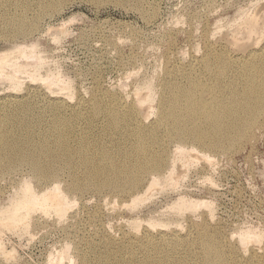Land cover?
Wrapping results in <instances>:
<instances>
[{
    "label": "rangeland",
    "instance_id": "374dc122",
    "mask_svg": "<svg viewBox=\"0 0 264 264\" xmlns=\"http://www.w3.org/2000/svg\"><path fill=\"white\" fill-rule=\"evenodd\" d=\"M41 1L56 3V9L39 14V2ZM24 4L28 8L20 9ZM8 10L9 16L15 17L22 14L27 20H37V23L31 31L25 30L16 36H11L4 32L7 30L3 24L6 21L0 20V54L11 52L14 54L19 48H34L40 55L41 61L37 63L30 59H18L17 62L24 64V72L19 73L15 78L18 83L16 80L14 82L21 84L17 88L13 81L0 75V78H3L0 79V102L14 101L13 98L15 100L29 98L33 101L35 97L37 101L34 99V102L39 108H46L49 103L58 101L66 106L70 113V110L77 107L86 108L93 92L99 89L103 92H116L117 90L116 93H119L121 101L127 107L128 105L131 107L134 106L132 103L135 97L137 98L136 94L144 98L148 91L146 85H150L155 103L152 104V112L151 109L148 110V117L142 118L143 123L149 126L155 122V106L161 97L157 91L169 66L180 65L181 68H186L191 63L196 66L206 46H213L216 50L225 47V50H228L227 54L231 53L228 54L229 56L236 57L241 50L237 52L239 47L236 51L233 50L237 46L231 44L235 40L232 34H236L238 37L236 40L241 42L244 40L243 34L247 27V32L250 26L255 25L259 31L264 27L262 16L264 0H123L122 2L113 0H21L14 3ZM250 30L251 33H249ZM250 30L248 32L250 35H248L252 39L249 40V37L243 42L247 41V44L250 42L251 45L257 44L255 46L258 49L264 43V34L259 33L263 35V38L262 36L259 38L263 39L260 41L257 38L259 34L252 33L253 28ZM213 36L216 42L219 40L217 44L213 42L215 39H210ZM229 37L230 39L234 37V40H228ZM224 40L228 45H233H229L231 48H234L231 49L224 43ZM256 40L257 43H255ZM181 59H185L184 62ZM6 69L3 70V74L6 72L11 75V68ZM47 75L58 78V83L47 84L44 81ZM116 87H121V89H116ZM118 89H124V94ZM145 89L147 90L144 91ZM139 91L144 96L140 95ZM126 94L128 98L125 97ZM141 98L140 100H143ZM46 113H42L45 118L49 115L48 112ZM260 121L262 127L260 125L253 128L248 133V138L236 145L231 152H205L209 153L208 155L211 154V163L201 159L203 156L199 149L190 153V146H187L189 147L187 149L190 150L191 156L183 155L186 158L183 159V156L180 158V155L173 154L176 152L174 148L177 147V143L169 144L168 157H174L177 160L174 165L175 179L171 182L172 185L165 184L168 181L169 171L167 169V173L164 171L160 175L161 177L167 175V178L163 177L161 180L162 178L159 177L160 185L151 187L150 192L148 191L150 194L147 193V196L145 188L148 187L150 178H145L141 191L131 196L93 191H85L80 195L70 194L68 197L72 206L68 208L66 216H63L64 219L57 218L52 211L46 215L35 212L29 220L28 231L27 229L23 231L25 229L19 225L16 226L17 230L14 228L11 230L5 229L0 224V241L8 255L0 256V264H48L54 261L56 254L65 245L70 248L69 256L71 258L74 256L71 260L77 264L76 245L81 244L86 247V243L94 244L100 251H103L105 242L102 236L105 233L107 237L119 243L132 238L141 239L149 233L157 243L159 232L168 237L178 233L176 235L181 238H194L198 226L203 224L217 229L220 239H225V245H237L242 260H248L253 255L264 254V244H261L264 243V116ZM199 154L202 157H199ZM193 156L197 159L191 158ZM179 158L181 160L178 162ZM186 159H188L187 163H185ZM192 161L195 162L192 163ZM63 171L59 177V186L62 190L71 180L68 171ZM25 185H31L38 193L49 190L51 187V183L42 184L35 181L28 165L20 164L5 170L0 175V214L16 200L15 194ZM139 195H145L146 199ZM138 196L143 200H140V203L136 201L137 204L134 206V198ZM179 198L205 202L210 206L208 209L201 207L193 210L179 208L182 209L180 212L178 208L174 210L175 207H179L175 204L176 201L181 200ZM173 205H175L174 208L171 207ZM146 222L152 224L153 228L147 226ZM134 223H137L136 226L142 223V228L138 229L139 232L133 229L136 227L132 226ZM157 223H160L159 226ZM162 223L164 225H161ZM132 230H134L133 233ZM248 230L262 234L263 242L262 240L261 243L258 242L261 247L253 241H247V244L238 247L237 234ZM129 231L131 233H128ZM253 244L257 245V248H254ZM259 247L261 251L258 250ZM72 261H69L70 264ZM69 262L66 260L63 264ZM75 263L72 262V264Z\"/></svg>",
    "mask_w": 264,
    "mask_h": 264
},
{
    "label": "bare ground",
    "instance_id": "6f19581e",
    "mask_svg": "<svg viewBox=\"0 0 264 264\" xmlns=\"http://www.w3.org/2000/svg\"><path fill=\"white\" fill-rule=\"evenodd\" d=\"M20 1L0 0V20L6 21L3 23L7 28L4 32L11 34V36H16L21 31H31L36 27L37 20H27L22 14L14 15L15 17L9 16L8 8ZM113 1L122 2L123 0ZM27 8L26 4L22 8L20 7L23 10ZM55 9L56 3L39 2V14L52 12ZM262 16L264 17V14ZM255 17L257 19V16ZM250 27V29L253 28L252 33L264 34V27L260 29L261 31L257 30L255 25ZM246 30L243 34L245 38L243 36L242 44L236 40L238 38L236 34H232L235 40L234 37L228 38V40H234L230 42L237 46L235 49H233L234 47L231 48L233 45L229 44L231 45L229 46L224 40V43L231 49L236 51V48L239 47L237 52L241 50V53L236 57L233 54L235 58L228 55L231 53L227 54L228 50H225V47L216 50L213 46H206L207 48L203 56L198 58L196 66L191 63L186 68H181L180 65L168 67L157 91L161 97L157 100L156 106L154 105L156 118L153 125L150 124L151 126L145 125L142 119L148 117V110L151 109L152 112L151 107H153L155 97L150 85H146L148 91L145 92L144 98L139 97V94H136V98L134 92L135 101L132 103L134 106L131 107L129 105L127 107L121 101L119 93H116V89H121V87L113 88L116 92H103L96 89L86 108L77 107L70 110V113H68L66 106L58 101L49 103L46 108H39L34 102L35 97L33 101L29 98L23 100L13 98L14 101L0 102V175L16 165L25 164L29 166L35 181L42 184L51 183L50 189L42 193L34 191L31 185L22 186L17 194L13 192L17 198L11 205L7 203L9 207L1 212L0 224L5 229L14 228L17 230L16 226L19 225L25 229L23 231L26 229L28 231L29 220L35 212L46 215L52 211L57 218H63L68 208L72 206L68 197L70 194L80 195L85 191H93L96 193H115L118 196H131V194L141 191L145 178H150V183L145 188L147 196V193L150 194V189L160 185V181L164 177L160 175L167 169L169 171L167 174L168 181L165 184L172 185L171 182L175 179L176 171L174 165L177 160L174 157H168L167 149L171 143H177V147L174 148L176 149L174 155H180V158L183 155L191 156L192 151L199 149L203 156L201 159L209 161L208 163L212 161L210 159L211 154L208 155L207 152H231L236 145L248 138V133L253 128L261 125L260 119L264 116V43L258 49L255 46L257 44L254 45L253 42H251L252 45L250 42L247 44V41L244 43L243 41L248 40L249 33H251V30L250 32L248 30L249 33ZM260 34L257 36L258 39L261 36L263 38V35ZM252 36L256 35L252 34ZM211 38L215 39L214 36ZM251 39L250 37L249 40ZM259 40L262 41L263 39ZM213 42H216V39ZM257 42L256 40L255 43ZM252 46L255 49H252ZM11 53L0 54V75L13 82L19 73L24 72V64L17 62L19 58L30 59L37 63L41 61L40 55L34 48H19L15 50L14 54ZM178 56L180 55L178 54ZM6 68H11V75L6 74V72L3 74V70ZM44 81L47 84L55 85L59 79L47 75ZM17 83H15L17 86L14 84L16 88L21 86ZM14 85H12L13 88ZM120 89H118L120 92L124 90ZM121 93L124 94V91ZM141 93L140 95H142ZM125 97L128 98L127 94ZM46 112L49 114L47 118L42 114ZM199 155L202 157L201 154ZM196 156L198 157V155ZM196 156L191 158L194 159ZM180 158L178 162L181 160ZM182 158L186 157L183 156ZM187 160L184 162L187 163ZM63 170L68 171L71 176V180L64 190L59 186V177ZM167 175L164 178H167ZM159 177L162 179L160 180ZM139 196L134 198V206L143 200L140 197L144 196L146 199L145 195ZM182 198L176 201L175 204H178L179 207H175L174 210L177 208L193 210L201 207L208 209L210 206L205 202L187 201ZM136 201L139 202L136 203ZM174 206L171 207L174 208ZM182 209H179L180 212ZM137 223L139 224V222ZM136 224L134 223L132 226H136ZM141 224L132 228L139 232L138 229L142 228ZM146 224L150 228L153 226L148 222ZM134 230L131 232L133 233ZM105 234L102 236V240L105 242L103 251H100L94 244L86 243V247L81 244L76 245L77 264H264V254L260 256H252L251 254V258L242 260L236 244V246L225 245V239H220L219 231L204 224L198 226L194 238H181L176 235L178 233L168 237L159 232L157 243L149 233H146L141 239L132 238L121 243ZM136 234L138 235V233ZM261 235L252 230L241 231L239 235L237 234L238 247L247 244V241H253V243L260 245L263 242ZM1 243L0 241V256L6 257L7 254ZM80 245L83 247L81 248ZM253 245L254 248L257 246ZM260 247L258 248L259 251H261ZM241 248L243 249V247ZM69 249L65 245L56 254L54 261H50L51 264H63L66 260L72 261L74 256L72 258L69 256ZM242 252L245 253V251Z\"/></svg>",
    "mask_w": 264,
    "mask_h": 264
}]
</instances>
